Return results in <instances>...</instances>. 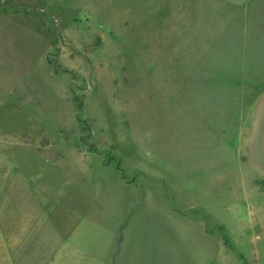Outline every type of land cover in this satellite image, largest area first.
Returning <instances> with one entry per match:
<instances>
[{"label":"rangeland","instance_id":"obj_1","mask_svg":"<svg viewBox=\"0 0 264 264\" xmlns=\"http://www.w3.org/2000/svg\"><path fill=\"white\" fill-rule=\"evenodd\" d=\"M0 264H264V0H0Z\"/></svg>","mask_w":264,"mask_h":264},{"label":"crops","instance_id":"obj_2","mask_svg":"<svg viewBox=\"0 0 264 264\" xmlns=\"http://www.w3.org/2000/svg\"><path fill=\"white\" fill-rule=\"evenodd\" d=\"M57 229H58V228H57ZM59 232H60V230L58 229V230H57V234H59Z\"/></svg>","mask_w":264,"mask_h":264}]
</instances>
